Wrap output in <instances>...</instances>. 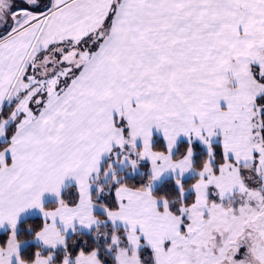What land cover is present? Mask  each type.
<instances>
[{
    "label": "snow or ice",
    "instance_id": "snow-or-ice-1",
    "mask_svg": "<svg viewBox=\"0 0 264 264\" xmlns=\"http://www.w3.org/2000/svg\"><path fill=\"white\" fill-rule=\"evenodd\" d=\"M0 264H264V0H0Z\"/></svg>",
    "mask_w": 264,
    "mask_h": 264
}]
</instances>
